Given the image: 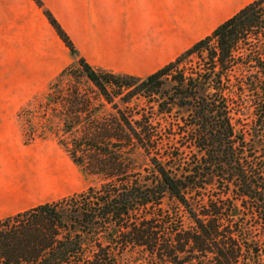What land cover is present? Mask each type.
<instances>
[{"label":"trees","instance_id":"1","mask_svg":"<svg viewBox=\"0 0 264 264\" xmlns=\"http://www.w3.org/2000/svg\"><path fill=\"white\" fill-rule=\"evenodd\" d=\"M43 14L116 115L71 137L98 187L0 220V264H263L249 222L264 227V0L143 79L92 69ZM138 98L132 123L114 100Z\"/></svg>","mask_w":264,"mask_h":264},{"label":"crops","instance_id":"2","mask_svg":"<svg viewBox=\"0 0 264 264\" xmlns=\"http://www.w3.org/2000/svg\"><path fill=\"white\" fill-rule=\"evenodd\" d=\"M41 1L89 67L143 79L255 0ZM0 45L15 48L18 60L12 69L27 80L26 96L44 88L76 60L32 0H0ZM6 69L0 68L2 77L7 76ZM2 106L0 220L48 203L42 200L32 166L38 151L23 143L20 110L4 102ZM54 158L57 161V155Z\"/></svg>","mask_w":264,"mask_h":264},{"label":"rangeland","instance_id":"3","mask_svg":"<svg viewBox=\"0 0 264 264\" xmlns=\"http://www.w3.org/2000/svg\"><path fill=\"white\" fill-rule=\"evenodd\" d=\"M39 1L41 8L34 1L32 2L42 14L44 10L50 14L43 2ZM52 18L54 19L53 16ZM46 22L48 23L47 19ZM17 60L18 54L15 48L0 45V68L6 66L5 72H8L4 74L7 75L6 77H2L0 70V107H3L4 102V106L16 107L20 110L18 117L23 143L28 149L34 148L38 151L37 162L32 166L36 170V179L42 186V200L54 203L87 188L98 187L99 179L82 175L73 164L69 154L71 137L74 135L77 137L82 129L103 125L104 121L113 119L116 112L112 106L104 102L92 84L78 74L76 60L44 88L26 96L27 80H22V75L18 77V71L15 70L17 73L15 74L12 69ZM197 65L198 60L192 58L187 60L181 69L188 73ZM19 97L25 98L19 101ZM114 104L119 110L126 108L125 112L132 116L130 119L132 123L137 120L135 114L149 108L147 101L141 98L133 99L125 107L118 99L114 100ZM71 109L77 110L78 120L70 114ZM243 119L244 124L249 120V118ZM69 128L72 129L70 135L66 133ZM56 155L57 161L54 158ZM27 168L31 169L29 162ZM249 223L252 236L261 247L264 264V227L255 218H250Z\"/></svg>","mask_w":264,"mask_h":264}]
</instances>
